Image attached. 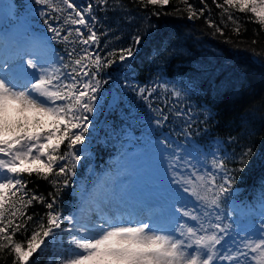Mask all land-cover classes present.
Instances as JSON below:
<instances>
[{
    "label": "snow or ice",
    "instance_id": "obj_1",
    "mask_svg": "<svg viewBox=\"0 0 264 264\" xmlns=\"http://www.w3.org/2000/svg\"><path fill=\"white\" fill-rule=\"evenodd\" d=\"M34 3L41 6L38 14L52 33L50 39L64 45L65 55L45 57L37 50L29 53L32 58L16 66L0 60V252L14 254L13 264H29L33 254L44 255L57 247L61 255L49 264H264V214L259 229L252 234L244 229V236L237 233L232 237L235 221L223 211L224 203L234 195L235 174L244 171L252 155L250 147L237 157L221 152L218 144L217 152L212 153L210 170L176 155L173 149L169 153L171 178L164 193L165 203L171 201L172 205L163 218L152 212L146 219L125 217L118 211L110 214L103 209L107 197L97 203L95 218L75 212L64 214L59 206L60 193L77 175V166L84 158L80 146L89 132L101 87L108 83L101 73L118 62L123 65L130 60L142 38L136 35L133 46L101 55V36L108 33L98 34L93 3L84 7L76 0H34ZM95 3L106 5L108 0ZM134 3L163 9L170 0H134ZM213 3L222 10L221 16L226 15L235 26L232 31L237 35L241 24L234 12L250 13L251 22L264 31V0H223V3L213 0ZM203 11H197L189 0H177L176 14L186 12L188 19H193L202 16ZM162 14L172 13H151ZM221 23L225 21L222 19ZM209 24L223 34L211 20ZM103 47L107 48L108 43ZM34 48L50 49V45L46 38H41L34 41ZM251 51L255 56L262 55L254 48ZM134 90L157 114L158 126L169 120L165 114L167 97L162 100L164 107L159 104L154 107V100L149 97L155 87L137 85ZM163 92L177 100L184 95L167 84ZM173 110L176 116L186 115L175 104L168 109ZM158 144L162 154L171 147L167 138ZM186 151L192 156L199 150L193 145ZM237 162L239 167L229 168V164ZM33 176L46 181L54 192L46 197L30 189L29 178ZM103 186L101 180L97 187ZM189 199L194 202L191 207L186 203ZM34 204H42L48 211L32 225L26 244L17 242L16 234L21 230L27 233L29 222L34 219L27 213ZM176 204L181 206L177 208ZM225 219L229 222L225 223ZM229 237L232 244L226 246ZM38 259L39 256L32 264H37Z\"/></svg>",
    "mask_w": 264,
    "mask_h": 264
},
{
    "label": "trees",
    "instance_id": "obj_2",
    "mask_svg": "<svg viewBox=\"0 0 264 264\" xmlns=\"http://www.w3.org/2000/svg\"><path fill=\"white\" fill-rule=\"evenodd\" d=\"M29 2L37 7L38 13L42 10L34 0H12L17 20H29L32 30L47 37L56 55H65L64 45L50 39L52 33L47 31L40 15L30 19L31 10L26 8ZM89 2L93 3L97 16L98 34L108 33L101 36V55L133 46L136 35H140L142 41L135 46L130 60L123 65L118 62L101 73L108 83L102 85L96 111L90 117L92 124L85 134L90 142L77 166V175L60 193V209L65 215L74 213L78 206L76 192L79 182L91 171L97 175L111 168L116 156L133 142L145 144L149 141L147 137L159 141L167 138L171 145L169 149H175V143L179 144V149L195 145L204 155L217 152L218 144L221 152L237 157L245 149H252L244 171L235 174L234 195L223 205L225 216L231 214L232 221H235L233 228L245 225L249 216H241L234 206L257 209L264 203V31L261 26L251 22L250 13L234 12L241 24L237 35L232 31L235 26L226 15L221 16L222 10L213 0H204L203 3L189 0L197 11L204 10L202 16L193 19H188L186 12L175 13L177 0H170L163 9L144 8L134 0H108L106 5L99 6L95 0H76L80 7ZM217 2L223 3V0ZM153 11L172 14L151 15ZM49 19L51 21V17ZM222 19L225 23H221ZM209 20L220 27L223 34L210 26ZM105 43H108L107 48L103 47ZM253 48L262 55L255 56L251 51ZM164 84L181 90L183 98L177 100L170 93H164ZM137 85L156 88L149 97L154 100V107L157 104L164 107L162 100L167 97L169 103L165 114L169 115L168 121H163L160 126L156 124L159 117L137 95L134 90ZM173 104L186 115L176 116L174 110L169 112ZM155 150L161 152L159 148ZM239 166L238 162L229 164V168ZM29 179L30 189L46 197L54 192L46 181L37 180L35 176ZM46 211L42 204L29 207L28 215L34 216L29 222V230L27 233L21 230L14 239L26 244L32 225ZM64 247H67L66 243ZM60 255L59 247L44 255L36 253L29 258V264L37 256V264H49ZM13 260L14 254L0 252V264H13Z\"/></svg>",
    "mask_w": 264,
    "mask_h": 264
},
{
    "label": "rangeland",
    "instance_id": "obj_3",
    "mask_svg": "<svg viewBox=\"0 0 264 264\" xmlns=\"http://www.w3.org/2000/svg\"><path fill=\"white\" fill-rule=\"evenodd\" d=\"M12 8L10 0H0V60L7 61L11 66L24 64L26 59L32 58L29 53L37 50L45 57L56 56L51 48H34V41L45 37L31 33L30 27L32 25H29L30 21L14 19ZM37 14V11L31 12L30 19ZM17 26L21 28L20 34L13 38L14 43L12 47H9L6 39L10 37L11 30ZM18 42H21L22 45L18 44ZM27 71L31 72L33 70L27 69ZM168 87L172 88L169 85ZM147 139L149 141H146L145 144L133 142L129 145L127 143L126 146H129L123 149L116 157L110 169L97 175H95L94 171H91L86 179L80 181L77 188L78 207L75 213H81L85 218H95L97 203L107 197L108 203L103 205V209L110 214L118 211L125 217L130 215L131 218L133 214H137L139 219H146L149 212L154 213L157 217L163 218L165 216L172 205L171 201L165 203L164 195L168 180L171 178L169 163L172 160V156L169 153L172 152V149H167L163 154L159 153L155 150V148L161 149L158 144L159 140L155 137L152 138L153 140L150 137H147ZM89 142L90 139L85 135L84 145L80 147L85 150ZM171 144L173 145L174 142L171 141ZM178 147L179 144L175 143L176 155L186 158L198 167L203 166L210 170L212 153L214 152L204 155L197 151L192 156H189L186 151L191 150L189 146H184L181 149ZM144 149L148 150L144 152ZM156 155L157 159L154 158ZM101 180L104 181V186L103 188H98L97 185ZM186 203L191 207L194 202L189 199ZM180 206L179 204L175 205L177 208ZM238 210L242 214L245 213L243 209ZM251 212L252 215L246 218L245 225H238L233 228L232 237H236L237 233L240 236H244V229H247L249 234L259 229L262 214H264V204L261 205L258 211ZM177 215L179 216V214ZM226 215L231 216V214ZM242 216L245 217L247 215ZM181 219L185 218L181 217ZM224 222L228 223V220L225 219ZM189 223L192 222L189 221ZM232 237L227 239L226 246L232 244Z\"/></svg>",
    "mask_w": 264,
    "mask_h": 264
},
{
    "label": "bare ground",
    "instance_id": "obj_4",
    "mask_svg": "<svg viewBox=\"0 0 264 264\" xmlns=\"http://www.w3.org/2000/svg\"><path fill=\"white\" fill-rule=\"evenodd\" d=\"M20 31H21V28L19 27V26H17V27H15L14 29H12L11 30V34H10V37H7V45L9 46V47H12V44L14 43L13 41V38L15 37V36H17L18 34H20ZM18 44H20V45H22V43L21 42H18Z\"/></svg>",
    "mask_w": 264,
    "mask_h": 264
}]
</instances>
